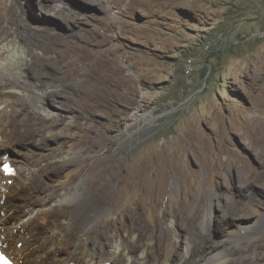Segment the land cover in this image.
<instances>
[{"label":"rangeland","instance_id":"374dc122","mask_svg":"<svg viewBox=\"0 0 264 264\" xmlns=\"http://www.w3.org/2000/svg\"><path fill=\"white\" fill-rule=\"evenodd\" d=\"M15 14H21L24 22L35 29L34 46L25 41L30 49L28 58L40 63L30 71V82L36 85V94H52L42 102L54 117L42 121L44 114L33 111L30 119L25 112L33 109L26 97L18 99L20 111L10 116L19 122L31 120L52 139L47 140L41 151L45 155L37 159L38 163L66 161L65 173H84L78 188L96 202L102 198L104 213L87 235L111 220L116 223L110 225V237L133 232L131 220L116 213L139 194L125 189V180L108 182L106 170L111 168L110 163L117 158L135 162L152 146L166 145L178 137V149L170 143L164 150L171 182L159 202L153 200L143 210L144 221L158 218L170 236L177 205H184V217L191 218L200 201L207 198L209 206H217L216 221L210 239L197 246L196 258L199 260L204 252L231 250L234 255L229 261L234 264L256 260L258 248L249 250L246 238L241 245L231 243L227 237L231 229L244 225L249 227L248 238L264 243V141L259 143L264 139V0H0L1 28H14ZM46 30L56 32L76 53H82V64H71L72 56L63 64L55 62L47 47ZM42 62L50 68L63 66L65 79H55L49 68L48 73L44 71ZM55 94L70 97L68 103L72 99L75 104L61 106ZM55 117H62V121H55ZM48 125L52 126L50 132ZM190 130H195L206 144L208 156L200 151L199 140H193L187 150L180 148ZM55 136L58 138L53 139ZM102 138L105 146L96 147ZM16 148L27 150L20 145ZM27 148L31 154L38 152L36 147ZM78 150L81 152L70 154ZM30 151L18 154L32 162L27 172L35 171L38 164L34 165ZM106 156L110 157L108 163L85 174L94 160ZM171 157L177 160L171 161ZM82 159L89 166L84 171L78 162ZM243 169L249 171L248 177ZM182 170L193 174L188 181L192 190L184 191ZM11 175L15 178L18 174ZM103 181L108 183L104 187ZM17 182L8 181L15 188ZM99 184L104 192L115 190V196L106 199L102 192L95 197L92 191L101 188ZM121 190L123 193H119ZM50 193L45 203L56 207V196ZM37 194L43 195L41 190ZM229 204H234L238 212L229 211ZM58 212L61 215L66 210ZM177 228L185 237L183 226L178 224ZM143 232L148 241L152 232ZM197 232H203L199 225ZM207 245L210 247L205 248ZM102 248L96 245L91 250L101 253ZM261 249L264 253V245ZM177 252L174 260L178 263L183 261L184 251L178 247ZM255 262L264 264V257Z\"/></svg>","mask_w":264,"mask_h":264},{"label":"bare ground","instance_id":"6f19581e","mask_svg":"<svg viewBox=\"0 0 264 264\" xmlns=\"http://www.w3.org/2000/svg\"><path fill=\"white\" fill-rule=\"evenodd\" d=\"M20 15H16L14 21L11 20L15 22L14 28L5 29L0 27V236L1 242L4 244V247H2L3 252L17 264H234L229 261V258L234 255L231 253V250H218L213 253L204 252L205 254L198 257L199 260L196 258V255L198 256L196 254L197 246L206 243L210 239L209 233L214 225V221H216L214 211H216L217 206H209L207 198L200 201L197 211L191 218L184 217V205H177L178 211L172 213L174 222H171L170 228L172 229V233L170 236L163 231L160 223L157 221L158 218H156L157 220L151 219L149 223H146L143 219V210L151 206L153 200L159 202L162 195L167 191L168 184L171 182V171L168 170L169 165L167 163L169 160L166 159L167 157L165 158L164 150L170 143L178 149V145L181 143L178 137L170 140L166 145L164 142L159 146H152L146 155L135 162L131 161V159L129 161L124 158L114 159L110 163L111 168L106 170L109 178L108 182L121 183L125 180L128 184L123 183L126 185L125 189L138 191V198H135L131 204L116 213L117 217L131 220L130 227L133 234L125 233L119 236L114 234V236L111 235L114 238L110 237V234H108L110 225L111 223H116V220H111L104 222L97 230L93 231L89 236L87 235L90 226L101 216L100 214L104 209L102 204H100L102 198H99L100 201L96 202L95 197H100L102 192H104L102 188L108 183H105L104 180L103 187L100 186L101 183L99 184L101 188H94L95 190L92 191L95 196L94 200L87 192L78 188L80 182L84 180V173L79 172L73 175L65 173L68 167L66 161L53 159L43 164L41 162L38 163L37 159L45 155L41 151L45 150L47 140L51 139L49 134H42L31 120L19 122L17 118L10 116V113L18 114L21 105L18 103V99L26 97L29 103H31V109H33L32 111L28 109L25 112L30 119L33 118L31 117L33 111L44 114L42 121L54 117L42 102L46 99L48 100L47 96H51L52 94L48 92L36 94V85L30 82V77L33 76H30V71L40 63H37L32 57L28 58L30 49L25 45V41L28 40L34 46V40L32 39L36 38V34L34 33L35 36L33 35L35 29L28 26L24 22V17ZM42 32L44 33V31ZM46 32L45 35L48 37L47 47L50 50V54L54 56L53 60L55 62L63 64L65 60L72 56L73 58L71 59L73 61L71 64L80 63L82 53H76L68 43L61 40L56 32L50 33L48 30ZM41 65L46 72L47 68L52 70L55 79H65L66 75L64 74H66V70L62 69L63 66L62 68L56 66L50 68L45 62H42ZM55 95L59 97V100H56H58L61 106L69 107L75 104L72 102V99L68 103L70 97L61 94ZM36 97L40 102L39 104H36ZM61 118L55 117V121L61 120ZM51 129L52 126L48 125V132ZM57 138L58 136H55L53 139ZM102 139L97 141L96 147L100 148L101 145H104L105 139ZM193 140H199L202 143L199 149L204 157L208 156L210 151L195 130L188 132L187 141L180 148L182 150L191 148ZM263 141L264 139H260L259 143ZM19 145L25 147L27 150H17L16 147ZM28 145L36 147L38 152L36 151V154H31V151L27 148ZM10 150L11 153H8ZM14 150L17 152V155L14 154ZM80 150L71 152L70 154L81 152ZM29 151L30 156L34 159V165L38 164L35 171L27 172L26 169L32 165V162L29 161L30 163H28V160L21 158L18 154L29 153ZM50 152H47V154H51ZM231 152L234 153L233 150ZM12 153L15 156L11 158ZM108 157L94 160L90 167L85 159L78 162L83 171L89 167L86 169L87 172L85 174H91L102 164L108 163ZM172 160H177V158L171 157ZM5 162L11 163L10 168L13 166V172L18 174L17 177L12 178L11 173L5 171V168L2 167V164ZM243 172L248 177L249 171L243 169ZM181 173L184 191L192 190L188 181L193 177V174L183 170ZM14 179L18 181V187L16 188L14 185H9L8 183L9 180ZM40 190L43 195L38 197L37 192ZM49 191H51V195L56 196L55 200L52 199L57 202L56 207H50V204L45 203ZM114 191L104 192V198L111 199L115 196L113 194ZM119 193H123V190L119 191ZM156 205H153V210H155ZM48 207L50 209H47ZM43 208L44 210L41 211ZM227 208L231 212H238L234 204H229ZM60 210H66V213L60 215L58 212ZM165 211L170 213L169 210ZM227 216L230 215L228 214ZM153 218L155 217L153 216ZM220 220L218 222L219 227H221ZM124 222L126 224V221ZM227 222L228 217L224 218V223ZM45 223H47L46 226ZM178 224L183 226L185 237H182L178 231ZM198 225L203 231L200 234L196 233ZM113 229L111 228V230ZM145 229H149L152 232L147 237L148 241H146V235L143 232ZM247 234H249V227L243 225L238 226L236 229H231L227 238L231 243H239L241 245L244 242H240L246 238L247 244H249L246 247L249 250L258 248V250L256 249L255 257L256 260H261L264 257L261 249L264 243L248 238L250 236ZM195 239L199 240L198 244H196ZM96 245L102 246L105 249L101 253H95L91 249ZM210 245H207L205 248H209ZM178 247L183 249L184 259L177 263L174 258L178 254ZM199 248L201 247L199 246ZM55 254H57L56 257ZM256 260L251 264H256ZM235 264H250V262Z\"/></svg>","mask_w":264,"mask_h":264},{"label":"snow or ice","instance_id":"6c2138e0","mask_svg":"<svg viewBox=\"0 0 264 264\" xmlns=\"http://www.w3.org/2000/svg\"><path fill=\"white\" fill-rule=\"evenodd\" d=\"M5 171H10V170L7 168V166H5Z\"/></svg>","mask_w":264,"mask_h":264}]
</instances>
